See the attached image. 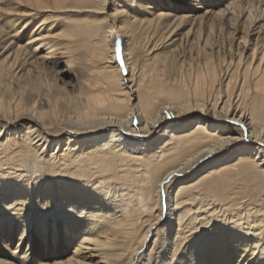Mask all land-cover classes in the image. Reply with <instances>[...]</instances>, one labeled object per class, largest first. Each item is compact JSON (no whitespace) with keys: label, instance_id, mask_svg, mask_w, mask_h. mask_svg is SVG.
<instances>
[{"label":"bare ground","instance_id":"6f19581e","mask_svg":"<svg viewBox=\"0 0 264 264\" xmlns=\"http://www.w3.org/2000/svg\"><path fill=\"white\" fill-rule=\"evenodd\" d=\"M183 1L0 0V264H264V0Z\"/></svg>","mask_w":264,"mask_h":264},{"label":"rangeland","instance_id":"374dc122","mask_svg":"<svg viewBox=\"0 0 264 264\" xmlns=\"http://www.w3.org/2000/svg\"><path fill=\"white\" fill-rule=\"evenodd\" d=\"M184 2V4L185 3H194V1H191V0H185V1H183ZM195 2H200V0H197V1H195ZM203 5V4H202ZM62 68V67H61ZM72 79L71 78H67V81H71ZM33 235V234H32ZM35 235V234H34ZM40 244H38L39 246H40V249L42 248V250H40V252L41 253H43V254H45V255H47L48 254V250L47 249H45V247L44 246H42V243L41 242H39ZM17 244V242H13V247H14V249H15V247L17 246L16 245ZM0 247L1 248H4L5 246H4V244L2 243V242H0ZM44 247V248H43ZM37 251H39L38 249H35V252H37ZM70 251V250H69ZM52 253H54V250H52L51 251ZM67 253H68V251H67ZM34 254V253H33ZM20 257H21V259L23 258V259H25V260H27V261H29V258L26 256L25 257V255L24 254H20Z\"/></svg>","mask_w":264,"mask_h":264}]
</instances>
